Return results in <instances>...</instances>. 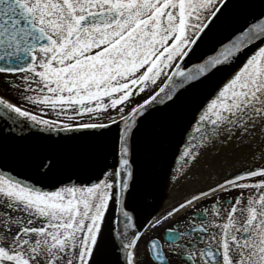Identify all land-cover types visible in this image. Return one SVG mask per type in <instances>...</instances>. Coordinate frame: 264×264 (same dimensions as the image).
Returning a JSON list of instances; mask_svg holds the SVG:
<instances>
[{
  "label": "snow or ice",
  "instance_id": "1",
  "mask_svg": "<svg viewBox=\"0 0 264 264\" xmlns=\"http://www.w3.org/2000/svg\"><path fill=\"white\" fill-rule=\"evenodd\" d=\"M0 80L18 100L0 96V147L115 128L88 180L58 178L64 147L25 161L48 188L0 166V264H264V0H0ZM206 87L165 182L191 180L205 153L249 161L141 231L129 201L150 194L157 145ZM150 118L159 134L141 141Z\"/></svg>",
  "mask_w": 264,
  "mask_h": 264
},
{
  "label": "water",
  "instance_id": "2",
  "mask_svg": "<svg viewBox=\"0 0 264 264\" xmlns=\"http://www.w3.org/2000/svg\"><path fill=\"white\" fill-rule=\"evenodd\" d=\"M208 87H211L208 86ZM208 88L194 92L189 95L185 105L180 110L176 119L165 133L163 142L157 145L155 150V162L152 167V179L149 185L150 194L145 196H133L129 203L133 210L137 226L141 231L147 227L150 221L159 212L161 199L165 188L164 175L172 163L177 147L181 144L184 129L191 119L192 112L207 94ZM145 131L158 135L155 122L152 118L145 122L139 134L142 141ZM115 128L104 136L82 137L80 133L61 134L51 139H41L38 135L28 136L23 141L8 142L6 146L0 147V166L11 169L14 174L26 178L29 182H37L45 188L51 187L54 180L41 178L35 170V165L25 163L31 160L33 154L44 147H64L66 163L58 173V178L88 180L98 174L99 170L106 164L112 163V140ZM69 137H72L69 139ZM143 183V177H141Z\"/></svg>",
  "mask_w": 264,
  "mask_h": 264
},
{
  "label": "bare ground",
  "instance_id": "3",
  "mask_svg": "<svg viewBox=\"0 0 264 264\" xmlns=\"http://www.w3.org/2000/svg\"><path fill=\"white\" fill-rule=\"evenodd\" d=\"M226 152L227 150H224V153ZM248 161L249 157L242 150L233 152L230 158L223 153L221 156L215 158L210 154L205 153L200 164L193 169V178L191 180L178 185L165 184L163 197L160 202V209L171 203L180 201L190 193L206 186L210 174L214 173L216 178H222L226 173L246 166ZM205 165H207V168H205Z\"/></svg>",
  "mask_w": 264,
  "mask_h": 264
},
{
  "label": "flooded vegetation",
  "instance_id": "4",
  "mask_svg": "<svg viewBox=\"0 0 264 264\" xmlns=\"http://www.w3.org/2000/svg\"><path fill=\"white\" fill-rule=\"evenodd\" d=\"M22 103V102H21ZM232 195H235V193H232ZM228 198H230V197H228ZM223 199H225V196H221V200H223ZM202 207L204 208V209H207V208H209L210 207V202H204V204L202 205ZM170 208H168V209H165L163 212H161L158 216H160V215H162L166 210H169ZM208 215L210 216V213H208ZM157 216V217H158ZM194 222H196V223H198V219H197V221H194ZM172 224H173V221H169V222H167V223H165L164 224V226L163 227H161V228H158V229H155V230H148L147 231V235L141 240V242H140V251L142 252L143 251V249H144V246H145V243L148 241V239L150 238V237H156V238H159L160 236H161V234H163L164 233V231H165V229L166 228H168V227H171L172 226ZM184 227H187V225H183L182 227H181V231H183L184 230ZM147 229V228H146ZM145 229V230H146ZM165 239H167V237L165 236ZM162 243H163V241H161ZM141 259H145L144 257H141ZM145 264H147V261H146V259H145Z\"/></svg>",
  "mask_w": 264,
  "mask_h": 264
},
{
  "label": "rangeland",
  "instance_id": "5",
  "mask_svg": "<svg viewBox=\"0 0 264 264\" xmlns=\"http://www.w3.org/2000/svg\"><path fill=\"white\" fill-rule=\"evenodd\" d=\"M0 96H3L5 99H8L13 103L18 102L16 95L11 92V89L9 88V86L7 84L4 83L3 80H0ZM143 98H145V97L142 96V97H139L138 99L141 101V100H143ZM29 107H31V106L29 105ZM2 210L3 209L0 208V211H2Z\"/></svg>",
  "mask_w": 264,
  "mask_h": 264
}]
</instances>
